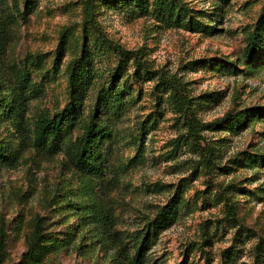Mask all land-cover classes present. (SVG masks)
Masks as SVG:
<instances>
[{
  "label": "rangeland",
  "instance_id": "374dc122",
  "mask_svg": "<svg viewBox=\"0 0 264 264\" xmlns=\"http://www.w3.org/2000/svg\"><path fill=\"white\" fill-rule=\"evenodd\" d=\"M155 1L94 0L96 29L87 0H0V103L30 78L23 117L0 109V264H135L138 250L139 264H264V0H168L172 18ZM108 41L147 70L131 59L114 77ZM72 68L92 79L53 153L38 120L71 102ZM113 79L120 114L114 90L99 99ZM91 122L93 172L69 159Z\"/></svg>",
  "mask_w": 264,
  "mask_h": 264
},
{
  "label": "trees",
  "instance_id": "16d2710c",
  "mask_svg": "<svg viewBox=\"0 0 264 264\" xmlns=\"http://www.w3.org/2000/svg\"><path fill=\"white\" fill-rule=\"evenodd\" d=\"M156 10L158 11L159 15H163L165 12H169V16L173 17V9L170 6V3L168 0H156ZM94 0H87L85 5V13L86 18L93 25L96 29H98L95 19H94ZM31 11L29 10V5L26 3L25 5V11L23 14L27 15ZM64 39V37H62ZM109 46L117 53L120 59V64L115 70V76L120 74L119 70L122 68H126L127 62H129L131 59H133V62L137 64L139 67L145 68L147 70L148 66L146 65V61L143 60V54L141 53L142 50L132 51L127 50L123 48L122 46L118 44H113L112 42L108 41ZM249 53L252 47H256V44L252 41L249 45ZM61 58V53L59 51V48H57V58L56 61L59 62ZM92 75L91 70L85 69V68H72L70 71V88L73 93V98L71 102H69L66 107L62 110V112L56 113L53 117H42L38 120L37 125V133L35 136V142L38 146H41L44 149H47L50 152H57L59 148V142H58V135L61 132L62 124L63 122L74 120V117L77 114V111H73L71 109V106L76 102L77 97L76 94L84 93L86 92L88 88V83L91 81ZM111 82L113 84L110 86V89L104 90L101 89L99 93V99L103 100L107 98V94L114 90L113 97L115 98V104L119 102L123 98V95L126 91V87L120 88L118 84L114 83L116 82L115 79H113ZM30 83L29 78V72L26 69L20 70L18 74V80L16 81L15 86L12 88L11 92V103L8 104L9 99L7 100L4 98L2 102L0 103V109L2 110L3 107L5 108V111L7 110L9 114H11L14 117L21 118L23 117L21 110L24 106L25 98L24 96L27 93L28 86ZM181 98V101L179 102V108L180 110H189L190 104L186 97H184L182 94L175 93V98ZM9 98V97H8ZM114 104V100H113ZM115 105H113L114 108ZM120 104L116 105L117 113L120 114ZM189 126L191 129L196 130L195 127L199 126V122L194 118L191 117L188 121ZM97 127L94 123H89L85 126V134L83 136V139L77 140L75 143L71 145V148L69 149V159L70 161L80 170L84 171H94L95 166L93 165L94 160V154L95 150H93V145L95 144V137L94 133L96 131ZM214 155L213 150L207 147V159L206 163L208 165L209 162L212 161V156ZM2 144L0 143V158H2ZM229 209H232V207H229ZM178 211V207L175 202L170 201L165 207L162 208V210L156 215L153 225L155 227L163 226V225H169L173 218L175 217L176 213ZM1 240H0V251L2 249V246L4 245V229L1 228L0 231ZM40 235L39 228L36 230V237ZM144 256V253L142 250H138L136 253V256L134 257L133 261L135 264H139L141 261V258Z\"/></svg>",
  "mask_w": 264,
  "mask_h": 264
}]
</instances>
